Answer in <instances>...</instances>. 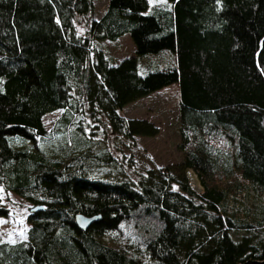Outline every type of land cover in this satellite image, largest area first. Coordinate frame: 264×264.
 <instances>
[{
	"label": "trees",
	"instance_id": "obj_1",
	"mask_svg": "<svg viewBox=\"0 0 264 264\" xmlns=\"http://www.w3.org/2000/svg\"><path fill=\"white\" fill-rule=\"evenodd\" d=\"M93 12V0H0V188L42 207L26 240L0 242V264L264 259V0H108ZM124 34L135 55L112 64L97 43ZM162 52L171 65L138 72L136 57ZM174 83L181 162L135 181L83 169L112 159L79 150L80 121L42 125L83 112L127 140L153 137L152 123L118 111ZM65 132L56 156L36 143ZM77 215L97 219L82 230Z\"/></svg>",
	"mask_w": 264,
	"mask_h": 264
},
{
	"label": "rangeland",
	"instance_id": "obj_2",
	"mask_svg": "<svg viewBox=\"0 0 264 264\" xmlns=\"http://www.w3.org/2000/svg\"><path fill=\"white\" fill-rule=\"evenodd\" d=\"M107 3L108 0H93L92 17L94 19H99L102 16ZM76 29L79 34L84 33L83 21L76 24ZM97 47L104 50L112 64L135 55L134 46L128 34L122 35L113 42L101 41L97 43ZM136 60L138 72L144 74L171 65L173 55L170 52H162L138 56ZM178 101V85L174 83L141 97L119 110L118 115L124 119L145 120L157 128L155 136H136L132 141L113 132L106 119L101 115H97V120H94L87 113L79 112L77 115H71L68 111L57 110L44 115L42 125L45 130H50L65 114L71 123L66 129L69 131L70 127L80 121L84 133L88 136L89 144L80 146L79 150L85 155H99L101 158L108 155L112 159L109 164H94L85 160L82 164L83 169L107 180L128 179L135 181L140 173L147 170L173 167L181 162V153L178 150ZM61 135L62 137L58 136V140L54 137L49 139L45 137L44 140L36 143L42 147L45 153L56 156V148L62 144L61 138L66 135L67 139L68 133L65 132ZM12 146H14L13 143ZM54 149L56 150L54 151ZM188 178L190 188L200 192L201 188L196 177L188 173ZM0 205L8 213L7 217L0 218V242L14 243L26 240L27 232L31 226L27 218L31 214L30 209L33 205L13 192L5 191L2 188H0ZM241 234L242 232H239L238 235Z\"/></svg>",
	"mask_w": 264,
	"mask_h": 264
},
{
	"label": "water",
	"instance_id": "obj_3",
	"mask_svg": "<svg viewBox=\"0 0 264 264\" xmlns=\"http://www.w3.org/2000/svg\"><path fill=\"white\" fill-rule=\"evenodd\" d=\"M37 210H42V207L41 206H36V207H32L30 209V212H35ZM95 219H97L96 217H84L82 215H77L75 217V222L77 224V226L84 230L86 229L93 221H95ZM241 264H264V259L262 260H248V261H245L244 263H241Z\"/></svg>",
	"mask_w": 264,
	"mask_h": 264
}]
</instances>
